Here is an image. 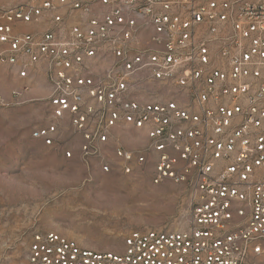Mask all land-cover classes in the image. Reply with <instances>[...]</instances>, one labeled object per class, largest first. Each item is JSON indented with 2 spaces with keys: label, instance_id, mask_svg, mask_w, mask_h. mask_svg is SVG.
I'll use <instances>...</instances> for the list:
<instances>
[{
  "label": "built area",
  "instance_id": "obj_1",
  "mask_svg": "<svg viewBox=\"0 0 264 264\" xmlns=\"http://www.w3.org/2000/svg\"><path fill=\"white\" fill-rule=\"evenodd\" d=\"M0 62L24 93L45 79L52 123L33 138L58 144L69 116L84 157L104 161L133 129L124 173L148 165L154 185L190 193L176 230L133 231L121 252L40 232L29 264L264 258V0H27L0 8Z\"/></svg>",
  "mask_w": 264,
  "mask_h": 264
},
{
  "label": "rangeland",
  "instance_id": "obj_2",
  "mask_svg": "<svg viewBox=\"0 0 264 264\" xmlns=\"http://www.w3.org/2000/svg\"><path fill=\"white\" fill-rule=\"evenodd\" d=\"M26 1L0 0V8ZM25 84L0 62V264H29L33 236L40 232L60 234L84 249L121 252L133 231L176 230L187 221L191 202L184 185H154L148 165L131 163V174L122 170L126 162L116 150L143 144L130 137L135 130H120L126 137L110 143L104 161L84 157L83 138L71 125L58 144L33 138L52 116L48 91L38 81L24 93ZM106 163L109 171L103 170ZM250 264H264V258Z\"/></svg>",
  "mask_w": 264,
  "mask_h": 264
},
{
  "label": "crops",
  "instance_id": "obj_3",
  "mask_svg": "<svg viewBox=\"0 0 264 264\" xmlns=\"http://www.w3.org/2000/svg\"><path fill=\"white\" fill-rule=\"evenodd\" d=\"M20 81H22V82H26V81H24V80H20ZM39 83H40V87L42 88V89H44V91H46L47 90V84H46V82H45V79L43 78V76L41 77V76H39ZM37 81V82H38ZM46 89V90H45ZM48 91V90H47ZM70 125H71V120H70V117L69 116H67L66 118H65V120L62 122V127L60 128V130H59V134L60 135H62V133L63 134H65L66 133V131H67V133L69 132V127H70ZM69 136V135H68ZM77 141H78V148H79V145L83 142L82 141V138L81 137H79V138H77ZM73 153H74V158H78V157H80V151H79V149H73Z\"/></svg>",
  "mask_w": 264,
  "mask_h": 264
},
{
  "label": "bare ground",
  "instance_id": "obj_4",
  "mask_svg": "<svg viewBox=\"0 0 264 264\" xmlns=\"http://www.w3.org/2000/svg\"><path fill=\"white\" fill-rule=\"evenodd\" d=\"M135 140V139H134Z\"/></svg>",
  "mask_w": 264,
  "mask_h": 264
}]
</instances>
